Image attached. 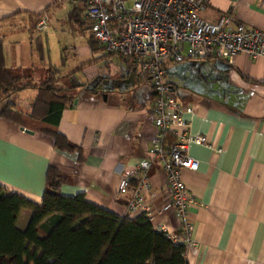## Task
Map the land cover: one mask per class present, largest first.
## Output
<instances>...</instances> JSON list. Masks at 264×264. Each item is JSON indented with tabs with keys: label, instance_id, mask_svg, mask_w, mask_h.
<instances>
[{
	"label": "crops",
	"instance_id": "crops-1",
	"mask_svg": "<svg viewBox=\"0 0 264 264\" xmlns=\"http://www.w3.org/2000/svg\"><path fill=\"white\" fill-rule=\"evenodd\" d=\"M87 1L73 5L0 0L6 67L35 86L56 77L60 94L69 98L57 129L81 148V153L59 151L48 136L28 133L29 129L0 116V183L41 203L47 172L53 167L62 176L63 196L83 194L119 216L139 218L142 214L131 215L128 210L132 191L121 195L119 185L124 172L146 159L153 146L151 81L134 60L107 53L93 38ZM60 5L89 33L87 44L72 46L75 58L70 64L63 55L53 61L39 33L49 28L50 14ZM227 12L247 27L264 31V0H210L203 18L213 22ZM43 18L46 28L40 30ZM165 69L171 94L193 109L182 115L191 135L205 136L221 149L188 145V155L199 162L197 171L182 170L195 199L190 208L189 264H264V57L185 59L168 62ZM24 91L26 99L14 94L10 101L28 113L38 89L20 93ZM148 178L154 193L150 203L161 209L169 198L164 188L167 175L158 160L152 162ZM30 215L29 209L21 211L20 230L27 227ZM157 220L171 232H180L172 213L160 214Z\"/></svg>",
	"mask_w": 264,
	"mask_h": 264
},
{
	"label": "built area",
	"instance_id": "built-area-1",
	"mask_svg": "<svg viewBox=\"0 0 264 264\" xmlns=\"http://www.w3.org/2000/svg\"><path fill=\"white\" fill-rule=\"evenodd\" d=\"M77 5L79 0H57ZM210 0H88L86 15L93 38L109 54L132 59L148 77L152 87L155 136L146 159L122 175L119 193L132 191L128 204L131 215L142 214L158 232L186 248L192 243L190 208L195 199L189 193L182 170L197 171L199 162L188 155V145L220 148L208 143L205 136L190 133L182 118L192 107L170 92L165 65L185 59L205 61L212 57L229 59L246 54L252 59L264 57V31L247 27L233 13H223L216 21L203 18ZM46 28V18L38 23ZM187 46V47H186ZM168 156V158H167ZM158 160L167 175L164 188L169 203L155 209L154 193L148 170ZM147 195H149L147 198ZM172 213L179 233L169 230L158 215Z\"/></svg>",
	"mask_w": 264,
	"mask_h": 264
},
{
	"label": "trees",
	"instance_id": "trees-1",
	"mask_svg": "<svg viewBox=\"0 0 264 264\" xmlns=\"http://www.w3.org/2000/svg\"><path fill=\"white\" fill-rule=\"evenodd\" d=\"M32 87L38 93L31 111H18L11 97ZM68 102L56 77L35 86L7 68L0 38L1 117L48 136L59 151L81 153L57 129ZM62 182L60 172L50 167L41 203L0 183V264H189L186 246L158 232L145 216H119L83 194L63 196ZM24 209L31 215L20 230L17 221Z\"/></svg>",
	"mask_w": 264,
	"mask_h": 264
},
{
	"label": "rangeland",
	"instance_id": "rangeland-1",
	"mask_svg": "<svg viewBox=\"0 0 264 264\" xmlns=\"http://www.w3.org/2000/svg\"><path fill=\"white\" fill-rule=\"evenodd\" d=\"M48 24L49 28L39 33L42 34L45 44H48L47 48H50V57L53 61H59L60 57L63 55L70 64L73 62L72 59L75 58V49L72 48V46L87 44L89 33H87V31H82L80 25L76 21L68 18L67 8L62 5L52 10ZM46 58L48 59L49 56L46 55ZM56 74L59 75V72ZM27 92L28 91L22 93L18 92L16 95H21V97L26 99L28 97ZM12 98H15V96L13 95L11 99Z\"/></svg>",
	"mask_w": 264,
	"mask_h": 264
},
{
	"label": "water",
	"instance_id": "water-1",
	"mask_svg": "<svg viewBox=\"0 0 264 264\" xmlns=\"http://www.w3.org/2000/svg\"><path fill=\"white\" fill-rule=\"evenodd\" d=\"M27 132H28V133H32V131H30V130H27Z\"/></svg>",
	"mask_w": 264,
	"mask_h": 264
}]
</instances>
